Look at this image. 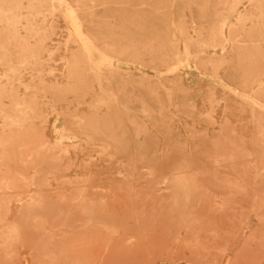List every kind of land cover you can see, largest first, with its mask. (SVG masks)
Masks as SVG:
<instances>
[{"label": "rangeland", "instance_id": "1", "mask_svg": "<svg viewBox=\"0 0 264 264\" xmlns=\"http://www.w3.org/2000/svg\"><path fill=\"white\" fill-rule=\"evenodd\" d=\"M52 23L42 80L21 77L45 89L69 84L63 59L78 50L64 49L61 16ZM191 52L174 74L143 56L85 94L36 98L46 147L16 168L31 184L0 191V264H264V108L225 88L239 82L228 66L202 65L213 52ZM94 116L107 135H85ZM62 131L78 137L55 146Z\"/></svg>", "mask_w": 264, "mask_h": 264}, {"label": "bare ground", "instance_id": "2", "mask_svg": "<svg viewBox=\"0 0 264 264\" xmlns=\"http://www.w3.org/2000/svg\"><path fill=\"white\" fill-rule=\"evenodd\" d=\"M192 7L194 16L187 15ZM98 10L102 11L99 16ZM58 15L67 26L64 49L78 47L63 59L69 84L45 89L42 81V88L22 82L23 72L42 80L43 55L51 54L47 42ZM85 24L100 33L91 34ZM192 50L195 56L213 52L202 65L210 71L228 66L239 82L225 88L249 105L264 108V0H0V121L6 131L0 135V167L4 170L0 191L31 184L16 168L32 163L46 147L32 126L38 117L36 98L51 94L57 100L67 93L85 94L94 81H100L104 70L110 72L119 63L136 62L143 56L163 67L165 74H174L188 64ZM15 85L31 92L34 101L18 98ZM4 101L10 102V110ZM111 102L109 97L101 98L94 108ZM88 123L87 137L107 135L99 125L112 124L99 123L95 116ZM77 137V133L62 131L55 146Z\"/></svg>", "mask_w": 264, "mask_h": 264}]
</instances>
